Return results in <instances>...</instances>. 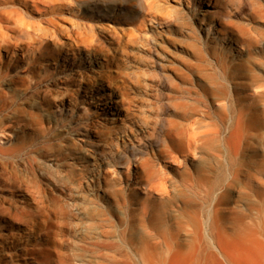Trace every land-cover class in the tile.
Segmentation results:
<instances>
[{"label": "rangeland", "instance_id": "374dc122", "mask_svg": "<svg viewBox=\"0 0 264 264\" xmlns=\"http://www.w3.org/2000/svg\"><path fill=\"white\" fill-rule=\"evenodd\" d=\"M91 1L0 7V264H264V0Z\"/></svg>", "mask_w": 264, "mask_h": 264}, {"label": "bare ground", "instance_id": "6f19581e", "mask_svg": "<svg viewBox=\"0 0 264 264\" xmlns=\"http://www.w3.org/2000/svg\"><path fill=\"white\" fill-rule=\"evenodd\" d=\"M39 0H3L0 2V7H2L3 5L5 4H11V3H14V2H17V4L20 6H23L25 9H28L30 7H34V5L38 2ZM101 1L102 3L101 4H98L97 2ZM116 1L117 0H92L91 2H94L92 3V5L88 6V7H84V6H81V8L83 9H87V8H90L92 9L93 11H97L98 15H102L106 18H110L114 15H117V14H121L120 11H118L116 9ZM84 3H81V5H83ZM94 4V5H93ZM100 5H101V8H100ZM99 7V8H98ZM4 8H0V22L1 23H9V24H6V29L8 31L11 32V34L9 35L7 32L6 33H3L0 32V51L1 50H4L6 52L8 51H12V47H11V43H12V40H15V41H18L17 43L21 46L20 48L24 49L25 52H23L22 54H29L28 52H31L32 53H46L47 54V59H52V60H55L56 57H57V53H58V56L61 55V50H63V45L62 44H59V42H55L52 38H48L46 36L44 37H33V36H30L29 32H27L25 29H24V26H25V23H24V19H23V14L20 13L17 9H12L11 7V11L10 12H5V10H3ZM19 13V14H18ZM11 14V16H10ZM10 24H13L14 27H16V29L12 28V26H10ZM24 35H26V41L25 42H22L21 40V37H23ZM70 46V49L73 50L72 48V44H68ZM22 49V50H23ZM86 54H89V51H85ZM30 54V55H31ZM29 56V55H28ZM27 56V57H28ZM35 55H31L29 56L28 58V64H32L33 63V57ZM32 57V58H30ZM103 95V94H102ZM105 97H110V94H106L105 96H102V98H105ZM101 97H98V100H101L102 99ZM118 102L116 100H114L112 102V104L116 105ZM107 106H104L103 108V111H106ZM116 107V106H115ZM111 110V109H109ZM107 118V117H106Z\"/></svg>", "mask_w": 264, "mask_h": 264}]
</instances>
